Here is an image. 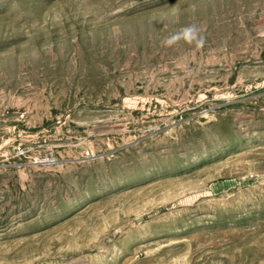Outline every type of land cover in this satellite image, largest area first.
<instances>
[{"label": "rangeland", "instance_id": "1", "mask_svg": "<svg viewBox=\"0 0 264 264\" xmlns=\"http://www.w3.org/2000/svg\"><path fill=\"white\" fill-rule=\"evenodd\" d=\"M0 264H264V0H0Z\"/></svg>", "mask_w": 264, "mask_h": 264}, {"label": "clouds", "instance_id": "2", "mask_svg": "<svg viewBox=\"0 0 264 264\" xmlns=\"http://www.w3.org/2000/svg\"><path fill=\"white\" fill-rule=\"evenodd\" d=\"M201 33L202 29L199 26L196 24H188L165 37L162 43L166 47H172L183 41L186 44L194 45L196 48H202L206 41Z\"/></svg>", "mask_w": 264, "mask_h": 264}]
</instances>
